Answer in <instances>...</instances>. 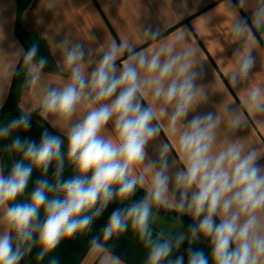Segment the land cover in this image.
Returning a JSON list of instances; mask_svg holds the SVG:
<instances>
[{"label": "clouds", "instance_id": "1", "mask_svg": "<svg viewBox=\"0 0 264 264\" xmlns=\"http://www.w3.org/2000/svg\"><path fill=\"white\" fill-rule=\"evenodd\" d=\"M253 25L264 27V7L257 9ZM248 30L242 19L233 29L237 36ZM188 34L181 27L159 47L140 50L127 39H114L93 67L91 50L82 42L60 41L57 67L67 79L60 87H45L40 116L63 130V137L45 129L38 142L22 138L17 133L32 128L30 112L0 123V140L12 136L6 151L17 157L10 164L0 160V264H21L33 253L38 264L48 257L46 264H60L63 240L90 230L110 205H124L140 190L139 200L113 208L90 241L88 252L98 264H123L106 243L130 227L148 248L146 264H185V258L186 264H264V157L239 141L217 147L220 117L196 110L200 73L193 51L178 50ZM160 35L159 29L144 30L154 41ZM20 51L27 82L35 86L47 58L36 59L37 44ZM233 56L237 68L230 83L235 85L248 79L256 60L240 48ZM246 103L253 111L264 110V88L250 87ZM82 108L86 111L77 116ZM232 123L239 124V117ZM162 131L176 137V148L164 143L151 160L147 146ZM172 151L182 163L174 175ZM66 163L72 171L64 178ZM37 170L42 176L30 186ZM162 207L190 216L193 223L175 237L163 231L154 237L153 209ZM198 242L207 244V252L195 247Z\"/></svg>", "mask_w": 264, "mask_h": 264}, {"label": "crops", "instance_id": "2", "mask_svg": "<svg viewBox=\"0 0 264 264\" xmlns=\"http://www.w3.org/2000/svg\"><path fill=\"white\" fill-rule=\"evenodd\" d=\"M262 7L264 0H0V123L23 112H30L32 128L27 133H17L22 138L27 136L38 142L45 129L63 137V130L52 128L40 116V100L45 87H60L67 79V73H61L57 67V61L61 58L60 41L68 39L73 44L82 42L86 52L91 50L89 67H93L102 51L114 39L117 42L127 39L137 50L159 47L174 38L181 27H187L189 34L178 42V50L193 51L191 59L200 73L197 84L202 95L195 106L196 110L200 113L212 112L220 117L216 129L217 147L239 141L246 149L259 150L264 157V110L253 111L246 103L250 87L264 88V27L253 25L255 13ZM241 19L248 24L249 30L237 36L233 29ZM17 25L26 35L25 42L16 32ZM148 27L159 29L161 35L158 40L144 36V30ZM33 44L39 46L36 59L46 57L48 61L35 86L27 82L28 68L20 51L21 48L27 51ZM238 48L250 50L256 64L247 80L233 85L230 76L237 68L233 52ZM88 61L89 57L86 56ZM85 111L82 108L77 116H82ZM236 117H239L240 123L234 125L232 121ZM108 128L111 129V124ZM12 139V136L7 139L8 145ZM164 143L176 148V137L162 131L147 146L149 159L159 157ZM177 151L168 154L169 172L172 175L182 168ZM8 155L10 163L17 158L14 153L8 152ZM54 167H50L48 179L52 178ZM71 171L66 163L64 178ZM41 176L38 170L35 171L30 186ZM142 195L143 191L140 190L137 192L138 199L134 196L131 200H139ZM131 200L124 205L114 202L94 220L90 230L63 240L57 251L60 264H98L97 258L88 252L90 241L100 235L113 208L124 207ZM165 209L171 213L163 215L153 209V236L163 231L175 237L187 231L188 227L181 220L182 214L177 210ZM204 244L207 252V244ZM106 249L118 256L123 264H146L148 248L131 227L109 240ZM48 259L50 257L39 264H46ZM22 262L38 264L34 253Z\"/></svg>", "mask_w": 264, "mask_h": 264}, {"label": "trees", "instance_id": "3", "mask_svg": "<svg viewBox=\"0 0 264 264\" xmlns=\"http://www.w3.org/2000/svg\"><path fill=\"white\" fill-rule=\"evenodd\" d=\"M16 32L18 34V36L25 42L26 40V35L25 33L21 30V28L17 25L16 26ZM2 116V112L0 110V117ZM7 139L4 140H0V148H1V160H4L5 162L10 164V159H9V155L8 152L6 151V146H7ZM135 198L138 199L137 194L135 195ZM158 212L163 214V215H169L171 212L170 210H167L165 208H159ZM181 220L182 222L188 227L190 224L193 223V221L191 220L190 217H188L187 215H181ZM187 247V241H185V244L181 246L180 252L184 253L185 249ZM195 247L198 248H204L206 251V245L203 242H198ZM185 263H186V258H185ZM21 264H23V262H21Z\"/></svg>", "mask_w": 264, "mask_h": 264}, {"label": "rangeland", "instance_id": "4", "mask_svg": "<svg viewBox=\"0 0 264 264\" xmlns=\"http://www.w3.org/2000/svg\"><path fill=\"white\" fill-rule=\"evenodd\" d=\"M186 264V263H185Z\"/></svg>", "mask_w": 264, "mask_h": 264}]
</instances>
